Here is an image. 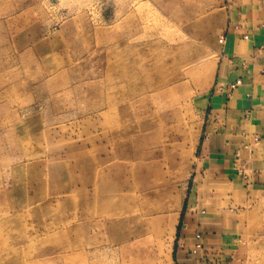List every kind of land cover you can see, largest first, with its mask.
I'll return each mask as SVG.
<instances>
[{
  "label": "rangeland",
  "instance_id": "374dc122",
  "mask_svg": "<svg viewBox=\"0 0 264 264\" xmlns=\"http://www.w3.org/2000/svg\"><path fill=\"white\" fill-rule=\"evenodd\" d=\"M221 3L0 0V264H264L184 239Z\"/></svg>",
  "mask_w": 264,
  "mask_h": 264
},
{
  "label": "crops",
  "instance_id": "0c3cea01",
  "mask_svg": "<svg viewBox=\"0 0 264 264\" xmlns=\"http://www.w3.org/2000/svg\"><path fill=\"white\" fill-rule=\"evenodd\" d=\"M221 6L225 40L197 147L184 238L193 243L200 233L205 249L238 244L244 217H264V0H222Z\"/></svg>",
  "mask_w": 264,
  "mask_h": 264
}]
</instances>
